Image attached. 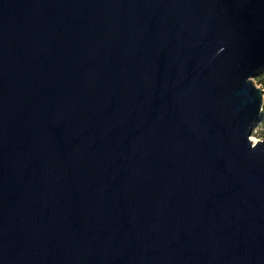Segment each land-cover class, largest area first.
<instances>
[{"label":"water","instance_id":"1","mask_svg":"<svg viewBox=\"0 0 264 264\" xmlns=\"http://www.w3.org/2000/svg\"><path fill=\"white\" fill-rule=\"evenodd\" d=\"M264 0H0V264H264Z\"/></svg>","mask_w":264,"mask_h":264},{"label":"trees","instance_id":"2","mask_svg":"<svg viewBox=\"0 0 264 264\" xmlns=\"http://www.w3.org/2000/svg\"><path fill=\"white\" fill-rule=\"evenodd\" d=\"M255 80L261 86V88L264 89V72L257 76ZM254 132L257 136L264 140V113Z\"/></svg>","mask_w":264,"mask_h":264},{"label":"rangeland","instance_id":"3","mask_svg":"<svg viewBox=\"0 0 264 264\" xmlns=\"http://www.w3.org/2000/svg\"><path fill=\"white\" fill-rule=\"evenodd\" d=\"M256 82V80H255ZM257 83V82H256ZM258 84V83H257ZM259 85V84H258ZM260 86V85H259ZM261 87V86H260ZM251 138L254 140V141H258V140H263L262 138H260L259 136L256 135V133L254 132L253 135L251 136Z\"/></svg>","mask_w":264,"mask_h":264}]
</instances>
